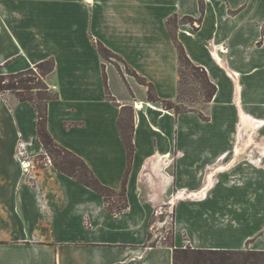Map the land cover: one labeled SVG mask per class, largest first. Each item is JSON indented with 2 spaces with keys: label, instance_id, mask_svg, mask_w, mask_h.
Wrapping results in <instances>:
<instances>
[{
  "label": "crops",
  "instance_id": "1",
  "mask_svg": "<svg viewBox=\"0 0 264 264\" xmlns=\"http://www.w3.org/2000/svg\"><path fill=\"white\" fill-rule=\"evenodd\" d=\"M170 18L217 87L210 100L201 92V112L150 101L148 86L126 82L94 44L177 102ZM48 59L58 94L49 131L116 190L128 166L119 119L133 109L129 207L111 213L97 191L40 160L37 109L0 91V264H173L172 246L149 241L165 207L176 247L264 250V125L252 124L264 122V0H0V73Z\"/></svg>",
  "mask_w": 264,
  "mask_h": 264
},
{
  "label": "trees",
  "instance_id": "2",
  "mask_svg": "<svg viewBox=\"0 0 264 264\" xmlns=\"http://www.w3.org/2000/svg\"><path fill=\"white\" fill-rule=\"evenodd\" d=\"M201 11L204 12V7L201 4ZM187 22H193L194 17L187 16L184 18ZM177 18H170L167 21L170 34L173 37V41L178 49V59L180 63V91L179 100L162 99L156 93L155 85L142 78L139 74L133 70V74L139 77L142 84L148 86V99L150 101L159 102L165 109H172L176 114L193 110V107H180L181 100V73L184 66H192L195 72L200 73L197 77L203 79L204 94L207 100H210L217 87L211 83L207 71L196 65L188 56L183 44L178 40ZM95 47L100 51L104 58L107 57H119L110 50L103 42L94 41ZM119 59H121L119 57ZM128 66V65H127ZM39 69L40 71L38 72ZM55 69V62L52 59H48L41 63H37L35 67L18 71L12 74L3 75L0 73V91L11 92L18 99L22 101H30L33 103L38 112V135L39 141L43 143L47 154L40 158H46L50 156L53 165L61 172L66 173L73 179L81 182L88 187L97 191L103 196L104 201L111 213H118L126 211L129 207V203L126 197L128 176L132 168V160L135 154V145L133 143V131H134V112L131 107H123L121 116L119 119V129L123 137V143L128 153V166L126 175L123 179V184L120 190L113 189L104 185L103 182L96 176L95 172L90 168L88 163L80 155L72 152L69 148L60 145L54 140V136L51 134L47 127L48 122V104L50 100L58 98V94L51 90L48 83H45L42 87V79L46 77ZM197 74H194L196 76ZM38 79V80H37ZM105 81L108 85L107 76L105 74ZM36 88V89H35ZM37 90L36 96L33 95V91ZM44 92V93H43ZM194 111V110H193ZM200 117L206 119L207 116H203L200 113ZM111 195L119 196L118 204L114 205L110 201ZM151 240V236L149 241ZM164 244L170 245L173 248V264H264V250L259 249H224V248H195L193 246L176 247L174 239L164 241Z\"/></svg>",
  "mask_w": 264,
  "mask_h": 264
},
{
  "label": "rangeland",
  "instance_id": "3",
  "mask_svg": "<svg viewBox=\"0 0 264 264\" xmlns=\"http://www.w3.org/2000/svg\"><path fill=\"white\" fill-rule=\"evenodd\" d=\"M185 23H187L185 21ZM196 25V24H195ZM106 64L109 66H115L121 71V74L123 75L126 82L129 83V81H140L139 77H136L132 72L133 70L127 66L122 59H119V57H107L104 59ZM38 72L40 71L38 68L36 69ZM183 73H181V85H182V91H181V103L180 107H193L194 110L201 112L203 109V102L201 100V92L204 91V84L203 79L201 77H197L200 73L195 72L192 66H184L182 68ZM194 74H197L194 76ZM46 79H42L41 86L43 87L45 83H49ZM38 80V79H37ZM36 89V88H35ZM37 90H34L32 93L34 96L37 94ZM44 93V92H43ZM204 93V92H203ZM133 99V96L131 97ZM138 106V104H137ZM47 160V159H44ZM43 160V161H44ZM36 162V160H35ZM110 201L116 205L119 202V196L111 195ZM174 211L172 208L165 207L162 209L157 216H154L152 219L153 229H152V240L156 241H166L169 239H174L175 241V235H174V226H173V218H174ZM161 221V222H160ZM160 222V223H159ZM160 228V229H159ZM157 230V231H156ZM192 246V245H189ZM247 247H249V244H247Z\"/></svg>",
  "mask_w": 264,
  "mask_h": 264
},
{
  "label": "built area",
  "instance_id": "4",
  "mask_svg": "<svg viewBox=\"0 0 264 264\" xmlns=\"http://www.w3.org/2000/svg\"><path fill=\"white\" fill-rule=\"evenodd\" d=\"M22 148H23V147L21 146V149H22ZM24 154H25V152H24L23 150H21V151L19 152L18 161L20 162V164H21V166H22L23 168L29 170V169L32 167L33 161L30 160V159H27L26 157L23 158V157H24ZM22 158H23V159H22ZM46 159H47V160H46L47 162H50V161H51L50 156H46Z\"/></svg>",
  "mask_w": 264,
  "mask_h": 264
},
{
  "label": "bare ground",
  "instance_id": "5",
  "mask_svg": "<svg viewBox=\"0 0 264 264\" xmlns=\"http://www.w3.org/2000/svg\"><path fill=\"white\" fill-rule=\"evenodd\" d=\"M138 106H139V104H138ZM245 119H246V117H244ZM249 119V118H248ZM254 121V123H252V121H250L252 124H253V127L255 126V128H256V126L257 125H264V122L262 121V120H253Z\"/></svg>",
  "mask_w": 264,
  "mask_h": 264
}]
</instances>
